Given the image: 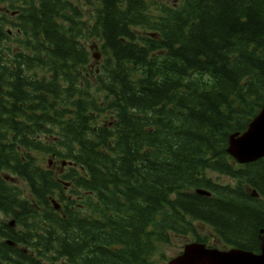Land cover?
<instances>
[{
    "label": "trees",
    "instance_id": "16d2710c",
    "mask_svg": "<svg viewBox=\"0 0 264 264\" xmlns=\"http://www.w3.org/2000/svg\"><path fill=\"white\" fill-rule=\"evenodd\" d=\"M167 2L0 0V264H155L194 222L259 251L264 157L226 147L264 103V0Z\"/></svg>",
    "mask_w": 264,
    "mask_h": 264
},
{
    "label": "water",
    "instance_id": "95a60500",
    "mask_svg": "<svg viewBox=\"0 0 264 264\" xmlns=\"http://www.w3.org/2000/svg\"><path fill=\"white\" fill-rule=\"evenodd\" d=\"M226 152L239 164L253 162L264 157V103L243 131L229 134ZM197 192L209 194L204 189H197ZM55 208H58V204ZM263 231L260 229V234ZM260 240L259 252L235 247L220 250L208 247L204 243L189 242L183 246L178 255L169 259L167 264H264L262 235H260Z\"/></svg>",
    "mask_w": 264,
    "mask_h": 264
},
{
    "label": "rangeland",
    "instance_id": "374dc122",
    "mask_svg": "<svg viewBox=\"0 0 264 264\" xmlns=\"http://www.w3.org/2000/svg\"><path fill=\"white\" fill-rule=\"evenodd\" d=\"M159 2L168 1L167 3H173L175 0H158ZM92 44H94V47L90 48L91 53L98 52L99 42L97 40H93L92 43L88 42L86 45L89 48ZM96 59L91 61L92 68L97 65L98 60H100V55L98 57H94ZM48 160H51L53 163V168L58 167H65V165L59 166L60 161H55L54 159H51L50 156L46 155L45 160L43 164H46ZM53 160V161H52ZM208 176L212 177L214 180H217L221 183H233V180L226 176H219V174L215 172H210ZM17 182V185L25 189V184L21 182L18 178L15 179ZM199 233L201 236H207V243L211 246L224 249L226 248V245L218 239L217 235L214 233L212 228L208 226L207 224L200 223V222H194V232L186 233V234H179L174 235L171 237L170 242L166 244H162L160 247L159 252H157L154 255V261L155 264H165L169 257H173L174 255H177V253L182 249L183 245L187 242H190L192 240L196 239V234Z\"/></svg>",
    "mask_w": 264,
    "mask_h": 264
},
{
    "label": "flooded vegetation",
    "instance_id": "af4514ba",
    "mask_svg": "<svg viewBox=\"0 0 264 264\" xmlns=\"http://www.w3.org/2000/svg\"><path fill=\"white\" fill-rule=\"evenodd\" d=\"M2 96V95H1ZM8 101H11L10 99H8ZM8 104L11 105V103L8 102ZM13 183V182H12ZM0 220L7 222L9 220V217H6L4 214H0ZM226 245V244H225ZM228 247V245H226V248Z\"/></svg>",
    "mask_w": 264,
    "mask_h": 264
},
{
    "label": "bare ground",
    "instance_id": "6f19581e",
    "mask_svg": "<svg viewBox=\"0 0 264 264\" xmlns=\"http://www.w3.org/2000/svg\"><path fill=\"white\" fill-rule=\"evenodd\" d=\"M52 203H53V204H55V203H56L54 199H52Z\"/></svg>",
    "mask_w": 264,
    "mask_h": 264
}]
</instances>
